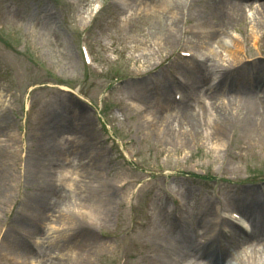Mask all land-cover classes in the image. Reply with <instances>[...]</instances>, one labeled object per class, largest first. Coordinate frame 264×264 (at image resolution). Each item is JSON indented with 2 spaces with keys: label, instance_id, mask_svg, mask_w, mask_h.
I'll return each mask as SVG.
<instances>
[{
  "label": "rangeland",
  "instance_id": "rangeland-1",
  "mask_svg": "<svg viewBox=\"0 0 264 264\" xmlns=\"http://www.w3.org/2000/svg\"><path fill=\"white\" fill-rule=\"evenodd\" d=\"M174 1L175 13L159 0H0V264H16V254L30 251L29 242L20 245L18 230L38 232L34 221L52 192L55 169L60 188L40 228L42 244L32 252L37 264H157L176 258L171 248L162 249V239L178 238L184 229L190 244H212L214 255L234 262L241 229L227 223L202 238L201 222L206 209L223 214L212 192L216 183L252 230L244 196L264 208V118L246 102L264 99V39L256 50L250 36L253 29L256 39L264 37V0H236L242 15L227 24L214 0ZM174 16L172 38L164 39L157 21L166 26ZM89 26L94 66L87 73L78 39ZM226 41L236 59L220 47ZM183 47L205 56L201 67L216 63L214 79L192 73L194 65L178 56ZM169 69L185 83L178 86ZM175 90L183 94L176 103ZM257 111L263 124L256 130ZM79 117L88 124L75 134ZM215 125L224 128L222 137ZM49 154L51 164L42 167ZM226 161L232 180L216 182ZM165 185L186 203L182 226ZM191 264L216 263L203 255Z\"/></svg>",
  "mask_w": 264,
  "mask_h": 264
},
{
  "label": "bare ground",
  "instance_id": "bare-ground-1",
  "mask_svg": "<svg viewBox=\"0 0 264 264\" xmlns=\"http://www.w3.org/2000/svg\"><path fill=\"white\" fill-rule=\"evenodd\" d=\"M162 1L161 3L163 4L164 7L167 8L168 12H174L175 10L178 8V2H175L174 0H159ZM213 1V0H212ZM217 4L218 7L220 8V10H222L225 14H221L223 20L226 21V24L229 22L230 19L232 20H237L241 17L242 15V5L240 3H237L236 0H214ZM173 13V14H174ZM157 16L156 13H154V18ZM159 19V16H158ZM177 23V19L176 16H174V19H171L170 24H167L166 26L164 25V22H160L159 20L157 21V25H158V31L160 30L162 32V37L164 39H171L172 36H168L171 32V26L174 24L176 26ZM160 26V27H159ZM221 25L219 24V26L213 30L211 32V36L217 35L220 31H221ZM258 33V30H253L251 29V34L250 36L252 38H254V42L256 39V34ZM222 49L225 52H228V54H230V56L232 57V59H236V57L238 56L236 53H234L232 51V46L230 45V42H223L221 44ZM189 63L191 62L194 65V69L192 70V73L196 76H200L203 80L205 81H210L212 80V78L214 79L213 74L215 73V64L216 63H212L210 66L208 67H201L200 64H197L194 61H190L187 60ZM205 62V61H204ZM203 63V62H202ZM199 66V67H198ZM191 75H189L190 77ZM192 83H189L186 87L189 88V85H191ZM247 104L251 105L253 108H259V111L262 115V117L264 118V99H258V100H248L246 99ZM176 105H173L172 108H176ZM254 108V109H256ZM257 120H258V125H255L254 129H258V128H262V124L261 121H259L258 118L261 117V115H258V111H257ZM218 123H221V120H218L216 118ZM88 123L84 120H81V118L79 117V121L76 124V126L74 127L75 130V134H79L81 132L84 131L85 126ZM216 127V125H215ZM224 129V128H223ZM222 127H216L215 128V132L217 133V135L220 137H222L224 135V131H223ZM68 139V137H67ZM51 161V154H49L47 156L46 160H42L41 159V164L42 167L43 165L48 166ZM49 168V167H48ZM73 185V190H74V184ZM63 187L61 186V190L60 193L62 192ZM91 195H97L96 192L94 191L93 193H91ZM244 199L246 201V204L244 205V212H246V215H248L254 224V230H251L250 234H240V232L237 234L238 237H236V241H239L240 246L238 249V252H236L234 254V262H231L230 259L226 260V255L222 254L218 257V255H214L213 252L214 249L213 248H209L212 244L208 245V246H204V243L200 242L197 244H190V237H189V232L187 231V229H184V233H179L178 234V238H169L166 237L168 241H166L165 239H162L163 242L166 244L165 246H162V249H170L174 252V255L176 258L174 259H168L164 258L163 260L158 259V263L157 264H191L196 257L198 258L199 256L202 257L203 255L208 258L210 261H214L216 264H263L264 263V256L262 254V251L264 250V208L262 205L259 204L258 199L255 200L254 196H250L246 194V196H244ZM206 215L204 220H202L201 222V233H202V238H207V235H210L214 232H217L221 229V227L223 226V224H233V226H231L232 228H236L235 232L237 231V227L234 223H232L224 214H222L221 209H212L211 211L206 209L205 210ZM51 213V212H50ZM66 213L67 212H63L61 214H59L60 216L63 215L66 217ZM245 215V213H244ZM50 218V214H48L47 219ZM49 221V220H48ZM234 232V234H235ZM21 242V246H25V241L23 240H19ZM159 244V243H158ZM157 244V245H158ZM244 245L246 246H250L249 251H246L244 248ZM54 247L53 243H50V245L48 246V251L51 250ZM204 248L207 251V256H206V251L204 252ZM168 251V250H167ZM50 252V251H49ZM216 256V257H215ZM187 257L191 258V259H187ZM178 258V261H176ZM167 260L165 263L164 261ZM17 262L19 264H22L23 262V258L22 256H20L17 260Z\"/></svg>",
  "mask_w": 264,
  "mask_h": 264
}]
</instances>
